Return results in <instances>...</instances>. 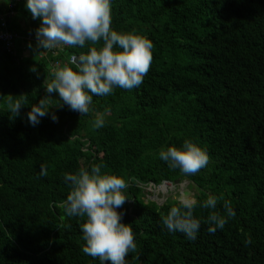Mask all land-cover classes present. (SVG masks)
<instances>
[{
  "label": "trees",
  "instance_id": "obj_1",
  "mask_svg": "<svg viewBox=\"0 0 264 264\" xmlns=\"http://www.w3.org/2000/svg\"><path fill=\"white\" fill-rule=\"evenodd\" d=\"M26 3L0 0V264H100L82 251L86 218L61 207L71 190L64 174L93 165L128 185L118 211L136 250L126 264H264V0H110L111 28L152 42L143 83L94 95L83 116L54 93L36 126L27 114L45 95L44 79L66 65L78 70L71 59L92 45L36 49L40 20ZM9 94L27 98L14 119ZM98 114L102 128L94 126ZM185 140L209 156L195 175L159 158L161 149L182 148ZM42 164L47 176L39 175ZM175 181L190 183L201 203L222 196L215 210L224 214L227 200L235 216L210 234L212 210L197 206L195 240L169 232L161 219L179 202L145 203L142 187Z\"/></svg>",
  "mask_w": 264,
  "mask_h": 264
},
{
  "label": "clouds",
  "instance_id": "obj_2",
  "mask_svg": "<svg viewBox=\"0 0 264 264\" xmlns=\"http://www.w3.org/2000/svg\"><path fill=\"white\" fill-rule=\"evenodd\" d=\"M25 7L32 19L40 20V26L35 31L36 49L92 45L86 54H80L71 62L77 64L78 70L66 65L56 68L51 80L44 79L42 87L45 95L38 104L32 105L27 114L32 126L49 115L54 93H58L59 100L70 110L83 116L89 113L94 95H110L117 87L131 90L143 83L152 62V42L134 33H120L112 29L110 0H27ZM97 44L102 46L98 48ZM29 47L32 45L29 44ZM30 71L37 72V69L33 66ZM6 102L10 119H14L27 105V98L21 96L14 100L9 94ZM51 119L58 121L54 112ZM104 125V115L98 114L94 126L102 128ZM159 158L167 162L169 168L179 169L185 175H195L209 164L207 152L191 140H185L182 148L172 146L161 149ZM101 167L93 165L90 171L82 167L76 174L65 173L64 181L71 190L61 207L69 217L86 218L80 225L85 241L82 248L84 254L98 258L100 264H126V256L136 250L132 229L123 221L125 213L118 211L127 202L123 190L128 185L123 178L102 175ZM47 174V166L42 164L39 175ZM149 185L155 188L148 184L142 187L143 191ZM177 199L179 206H172L162 216L161 222L169 232H180L189 240L197 238L201 227L200 220L194 216L197 206L212 210L206 221L210 234L224 229L228 218L235 216L231 202L227 200L223 204L224 214L215 210L222 196L209 194L201 203L192 193L181 191ZM149 202L158 206L164 203ZM251 242L248 239L246 246Z\"/></svg>",
  "mask_w": 264,
  "mask_h": 264
},
{
  "label": "rangeland",
  "instance_id": "obj_3",
  "mask_svg": "<svg viewBox=\"0 0 264 264\" xmlns=\"http://www.w3.org/2000/svg\"><path fill=\"white\" fill-rule=\"evenodd\" d=\"M19 44H20V41L16 40L15 46L17 47V49L20 47ZM26 51L27 53L32 52V51H29L28 48ZM33 53H34V50H33ZM154 189L156 192L155 193L152 192L151 194H148L144 190L145 191V196H143L144 202L153 200L157 202L158 204H160L163 201H166L168 199L178 201L177 197L179 196L181 191H188L192 193L193 196L195 194V189L192 187V185H190V183H187V182L178 183V185H172L170 183H163V185L155 187Z\"/></svg>",
  "mask_w": 264,
  "mask_h": 264
},
{
  "label": "built area",
  "instance_id": "obj_4",
  "mask_svg": "<svg viewBox=\"0 0 264 264\" xmlns=\"http://www.w3.org/2000/svg\"><path fill=\"white\" fill-rule=\"evenodd\" d=\"M2 20V21H1ZM0 21H1V24H3L4 23V21H3V17L2 16H0ZM3 36V35H2ZM2 36H0V39H1V37ZM7 37H9L8 35H6ZM66 45H62V46H59V47H57V48H55V49H52V51H63V48L65 47ZM73 58L71 59V62H73ZM146 191L147 192H152V191H154L155 192V189L154 188H152L150 185L146 188Z\"/></svg>",
  "mask_w": 264,
  "mask_h": 264
},
{
  "label": "water",
  "instance_id": "obj_5",
  "mask_svg": "<svg viewBox=\"0 0 264 264\" xmlns=\"http://www.w3.org/2000/svg\"><path fill=\"white\" fill-rule=\"evenodd\" d=\"M77 62H79V60H77ZM73 64L78 68L77 64H75V63H73ZM173 185H178V181H175V182L173 183Z\"/></svg>",
  "mask_w": 264,
  "mask_h": 264
},
{
  "label": "crops",
  "instance_id": "obj_6",
  "mask_svg": "<svg viewBox=\"0 0 264 264\" xmlns=\"http://www.w3.org/2000/svg\"><path fill=\"white\" fill-rule=\"evenodd\" d=\"M23 55H24V56H27V52H23Z\"/></svg>",
  "mask_w": 264,
  "mask_h": 264
}]
</instances>
